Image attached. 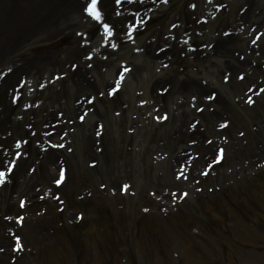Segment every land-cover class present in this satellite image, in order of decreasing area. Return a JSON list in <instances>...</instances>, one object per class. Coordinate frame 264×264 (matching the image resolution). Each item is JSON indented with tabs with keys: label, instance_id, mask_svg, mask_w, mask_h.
Wrapping results in <instances>:
<instances>
[{
	"label": "rangeland",
	"instance_id": "obj_1",
	"mask_svg": "<svg viewBox=\"0 0 264 264\" xmlns=\"http://www.w3.org/2000/svg\"><path fill=\"white\" fill-rule=\"evenodd\" d=\"M41 1L15 0L14 6L12 4L7 7L10 0H0V10L2 6L3 8L6 6L0 11L2 22L0 25V57H6L4 62L8 63L9 59L25 61V59L29 60L47 54L53 55L55 61L54 67L30 70V76L22 82L25 84L22 86H25L26 91L30 87L29 83L32 82L31 77L39 79L45 74H48L47 77H51L54 74L62 75L71 72L72 66H76L75 62L87 54L83 52L75 55L71 52L72 49L78 47V40L76 39L78 35L76 33L84 32L83 28L72 27L73 30H64L59 27L60 31L50 27L44 29L45 26L35 25L32 30L20 36L19 28L15 25H20L19 22L23 17L51 16L45 8H41L40 11L36 10L35 6ZM259 2L264 4V0H259ZM106 4L108 5V1ZM82 6L84 7V0ZM244 7V3L234 4L235 10L239 14ZM31 8L36 11L28 14ZM223 13L226 12L223 11ZM257 13L259 12L256 9L255 14ZM68 15L69 13H64L60 17H68ZM170 16H173L172 13ZM221 17L223 20L229 15L225 14ZM185 19L190 21L191 14L187 12ZM199 20L200 17L197 18L195 24ZM125 22L121 23V19L118 20V24L122 28ZM86 25L89 26V31H93L95 28H98L96 31H99V27L87 19ZM167 25L170 24L167 23ZM230 57L235 58V51H230ZM238 58L240 59V57ZM169 63L167 62V64ZM205 65L209 67V64L205 63ZM196 68L198 72L191 66L186 69L185 73L198 75L201 82L203 78L210 79L201 67L197 65ZM100 69L102 70V68ZM151 70L142 72L141 76L146 78L150 72L155 74L158 69L151 67ZM242 71L235 75L238 76ZM222 77H224L223 74L218 78L221 83ZM20 79L22 81V74L17 76L14 84L18 86ZM134 82L137 81L128 79L127 86L124 87L115 101H125L128 91L135 95L134 103L139 101L140 98L136 95L137 88L134 89L133 87ZM61 85L60 92L51 89L42 96L48 101L49 95H55V108L59 109L53 120L46 122L44 126L64 119L69 120V118L77 120L81 113L79 112L72 117L68 116L67 101L74 96L71 78L63 79ZM223 86L228 85L223 84ZM110 87H112V83L108 85L107 89ZM5 92L0 94V108H5L3 113L0 111V118L12 109L9 101L11 95L9 93L7 98ZM99 92L98 90L97 94ZM92 93V91H87L80 95H91ZM212 93L219 92L214 88L205 91L203 96L208 97ZM155 94L157 96V93ZM184 95H186L184 97H188L190 92ZM219 97L221 98V94ZM147 99L149 100V98ZM168 99L169 97L164 98L166 101ZM115 101L111 103L113 106L112 119L125 121L128 132L120 136L115 142L112 141V135H109L108 139L106 135L105 140L107 139L108 146L103 145L104 151L97 158L98 168L90 169L89 163L93 162L95 157L88 156L85 149L81 156L72 157L70 161L66 162L69 170L68 183L61 190L54 189V193L62 194V200L66 202L63 212H59V205L52 198L42 199L49 188L47 182L53 186L59 167L53 168L51 175L46 178L45 168H36L37 166L32 164L33 155L28 160L22 158L23 161L20 165L18 164L12 175V183L6 184L0 191V264H12L11 260L14 259L11 250L13 240L9 235L11 227L8 224L15 225V223L5 221L4 218L15 217L21 213L18 208L20 199H26L28 202V208L23 212L28 216L24 228L19 234L31 251H28L22 258L16 256V264H43L44 261L45 264H75L74 258L77 260V264H131V259L135 264H188L186 258L189 259V264H199L192 263V257L195 254L196 256L202 255L205 264H228L229 262L234 264V260L237 261V264H247L245 260L250 261L251 256L255 259L264 258V167L261 165L264 161V141L258 138L255 142L253 140L257 137L252 136L256 130L257 121L264 117V102L251 109L249 114L243 115L244 118L241 119L240 123H234V127L226 134H219L221 137L227 135L233 141L229 148L226 147L228 155L226 162L212 174L213 176L203 179L202 183L197 185L200 189L195 187L192 190L190 186L189 188H187L188 186H169L165 178L159 177L162 171L159 166L155 165V160L160 156L168 155L169 150L165 146L169 142L161 134L154 135L150 141L144 140V138L140 139L139 133L134 134V127L138 123L136 122L138 118L135 115L136 111L129 109L117 117L116 113L120 114L121 110L119 111V108L114 109ZM217 102L219 103L220 100L217 99ZM105 104L106 101H100L98 110L101 111ZM202 104L200 102L196 108L198 109ZM21 106L20 103V106L15 108L14 113L20 111ZM228 108L225 106V111ZM252 111L254 112L252 113ZM14 113L10 116L11 119L15 118ZM63 113L66 115L60 119L58 115ZM154 113L155 109L150 114V120L156 125ZM157 116L160 120V114ZM126 118L128 121L125 120ZM225 120L217 121L215 126ZM194 121V118L191 119V122L188 123L189 126ZM97 125L98 121L96 120L95 126L97 127ZM156 126L155 128L161 132L170 130L169 123L161 128ZM17 127L19 130H25L26 124H19ZM66 128L68 129L67 126ZM114 128L116 129V125ZM7 129H10L9 121L1 119L0 134ZM203 129V125L200 124V133L198 134L204 135V142L206 143L213 136L204 133ZM17 134L23 136L20 133ZM62 134L63 130H60L58 137ZM240 134H245V136L240 137ZM24 136L31 137L30 133L28 135L27 132ZM17 138L14 137L12 141L14 142ZM237 139L239 140L238 144H234ZM196 140L194 137H188L182 142L191 144L196 143ZM133 144L134 151L132 153L129 151V145L132 146ZM37 146L40 147V144ZM144 146L150 149L158 147V149L155 150L154 154L142 155L137 151L143 149ZM29 147L28 152L25 150V155L32 154V148ZM184 150L187 148L184 147ZM198 150L199 148L195 151L198 153ZM215 150L216 147L208 158L210 161L207 159V162L200 166L196 172L197 176L204 171L208 161L213 160ZM64 152L70 157L67 150ZM55 155V152H51L47 157L51 160ZM1 156L0 153V163L2 162ZM149 156L154 161L151 167L147 165L150 160ZM32 168H36L34 174L30 173ZM25 173L26 175H24ZM176 173L175 171L173 175ZM23 176L27 180H24ZM121 183L131 184L130 191L134 194L136 192V196L133 197L130 194L126 195L127 197L122 196L119 192ZM137 185L141 187L136 189ZM102 186L106 189L103 190ZM164 189L179 191L185 189L190 195L184 201L179 196L176 198L169 196V198L161 200V204L159 200L163 197ZM198 190H201V193ZM197 192L199 195L198 198H195L194 193L198 194ZM246 199L248 205H240L244 203L241 200L246 201ZM78 202L84 203L81 208L78 207ZM79 213L85 216L83 223H78L77 215ZM251 219L257 221V227L249 226V229H246V224L252 221ZM60 227L63 230L60 231ZM234 238L235 240H233ZM74 245L82 249V252L77 250L76 253L73 249ZM260 249L262 250L259 251ZM35 256L38 258L35 259ZM263 261L262 259L259 264H264Z\"/></svg>",
	"mask_w": 264,
	"mask_h": 264
},
{
	"label": "bare ground",
	"instance_id": "obj_2",
	"mask_svg": "<svg viewBox=\"0 0 264 264\" xmlns=\"http://www.w3.org/2000/svg\"><path fill=\"white\" fill-rule=\"evenodd\" d=\"M41 4L45 5V6L53 7L55 5H63L64 6V5H66V2L65 1H59L58 3H52L51 0H43ZM252 7H253V5H252ZM69 8L71 10L70 11L71 15H70V18L68 19L69 20L68 22L71 25L82 26L81 20H80L81 17H82V14H81L80 5L78 3V0H73V3H72V5L69 6ZM203 9H204V3H203V1H201L200 2V10H203ZM260 13L262 14V16L261 17H256L257 18V22L256 21L254 22V23L258 24V25H262V23H264V8L260 11ZM59 18H60L59 15L57 13H55L54 14V18L52 20L53 21H58ZM252 18L253 17H249V14L244 15V17H235V25H237V23L239 21H244L245 23L246 22H250L252 20ZM63 24H64V26L62 28H64V29H69L70 28V25H68L67 22L63 21ZM212 41H213V43L216 44V46L214 48V51H213V55L220 56V59H218L219 60V65H217V67H220L221 69H229L231 71L236 70L238 68L242 69L244 67H247L244 63H241L240 61H236L234 59L229 61V62H231V65H232L233 69L232 68L230 69L228 67V62H227V60L225 58H228V56L230 55V52H229L230 47L232 45H234L236 42H238V39H236L235 36H232V37H229V38H225V39L220 38V39L212 40ZM243 42H244L243 39H241V43L242 44H243ZM163 44L164 45L167 44V40L163 39V38H160V37H157L156 39L152 40L151 42H149V43H147L145 45V48H147L146 55L149 58L150 62L146 63L145 60H144L142 62V64L137 65V67H136V72L137 73H140L142 70L147 69L148 65L156 64L158 59H161V58H158V57L154 56L152 54V51L156 53V50ZM80 52H81V49H79L77 51V53H80ZM161 54L163 56H165V57L167 55L166 52H163ZM132 60H134V58H132ZM216 64L217 63H215V65ZM49 66H51V62H50V59L47 57V55L34 57V58L31 59V63L29 64V68L38 67V69L46 68V67H49ZM212 66H214V65H212ZM113 67H115V66L113 65ZM18 70H19V68L15 67V69L13 71V74L6 77V79L0 85V92H2L3 89H6V87H8V85H11L15 81L17 74L14 73V72L18 71ZM27 71H30V70H27ZM108 77L109 78L112 77V71L109 72V76L108 75L107 76L104 75V76L99 77V81H100L101 87L107 86V83L109 82V78ZM175 78L171 79V83L174 84V88L176 89L175 92H177V93L184 92L185 90L186 91L187 90H195L196 87H197L195 79L188 80L184 84V82H182V81H180V82L176 81V79L178 80L179 78H176V79ZM163 80H164V78L162 76H156V77L152 78V80L149 81L148 89L151 88V84L152 83H154V82L162 83ZM221 88H222V91L224 93L223 98L226 99L227 97L231 96L233 93L240 92L241 88H242V85L239 84V83H235L230 88H227V89H224L223 87H221ZM202 90H203L202 87H199V86L197 87L198 94H200V91H202ZM222 101H223V104L226 105V101H224V100H222ZM173 104L175 105V102H173ZM68 107H69L70 111H72L73 113H76V112L81 111L83 109V104L82 105H77L73 101H69ZM230 107H232L236 112L239 113L238 114L239 118H241L243 112L247 113L245 108H242L240 106L238 108H236L232 104ZM184 109H187V111L183 112V117L185 116L186 118H189V117L195 116V113L191 109L186 108V106H181V107L178 108V114L177 115L173 114L172 120H173V122L178 123V131L177 132L181 133L183 136H184V134L187 136V133L184 132V120H182L181 117H180V111L184 110ZM49 116H50V114H49ZM214 118H215V115H206V119L208 121H212V119H214ZM112 122L113 121L109 120V123H112ZM261 123H263L262 130L260 132L262 134V133H264V121H261ZM210 126H211V129L214 130V125L210 124ZM109 127H110V125H109ZM140 132H141L142 136H150L152 134L148 130H144V131H140ZM87 133H88V139L89 140L84 136ZM261 134H259V137L262 139V135ZM75 138H77V141L83 140V141H88V142L91 143L92 139H93V136H92V133H91V128H89L88 131L85 128H80L79 131H78V134H77V136ZM188 150H190V149H188ZM146 151H148V149H146ZM203 151H206V147H204V146H203ZM176 155L179 156V154H176ZM179 159L180 160H184V158H182V157H180ZM164 163H162L163 167L165 168V170H167L165 178L167 180L171 181L172 183H175L176 180L173 179V176H172V173H171L172 166L170 167V166L167 165L166 162H164ZM200 164H202V161L197 162L196 167L198 165H200Z\"/></svg>",
	"mask_w": 264,
	"mask_h": 264
},
{
	"label": "snow or ice",
	"instance_id": "obj_3",
	"mask_svg": "<svg viewBox=\"0 0 264 264\" xmlns=\"http://www.w3.org/2000/svg\"><path fill=\"white\" fill-rule=\"evenodd\" d=\"M95 5H96V0H92V5L88 9V11L90 12L91 15H93L94 18L99 19L100 14L95 10ZM125 71H127V69H125ZM4 175H5L4 172H0V178H3ZM0 182H2V179H0Z\"/></svg>",
	"mask_w": 264,
	"mask_h": 264
}]
</instances>
